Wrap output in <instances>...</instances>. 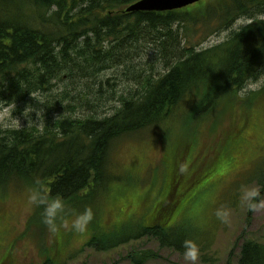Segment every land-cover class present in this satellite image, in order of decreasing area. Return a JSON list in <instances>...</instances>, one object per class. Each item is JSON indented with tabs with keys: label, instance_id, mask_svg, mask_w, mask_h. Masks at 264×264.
<instances>
[{
	"label": "trees",
	"instance_id": "1",
	"mask_svg": "<svg viewBox=\"0 0 264 264\" xmlns=\"http://www.w3.org/2000/svg\"><path fill=\"white\" fill-rule=\"evenodd\" d=\"M136 1L0 0V101L30 103L31 93L48 94L65 76L73 78L71 82L78 77L95 82L103 72L119 67L139 88L136 94L119 96L121 104L110 116L99 117L93 108L90 114H81L79 106L59 104L54 110L60 119L49 117L42 130L34 126L0 130L1 190L25 185L49 198L59 195L66 205L62 216L67 219L89 206L96 209L92 197L114 179L109 162L118 141L164 127L179 112L190 117L188 123L197 124L227 110L234 114L239 109L249 117L256 102L264 100V85L240 96L264 71V20L258 19L264 14V0H203L168 12L123 11ZM241 18L251 23L231 31L226 40L206 46L209 38ZM147 40L158 44L161 69L125 68L123 50L130 43ZM94 86L85 84L87 97ZM99 93V99L92 94L91 99L100 101ZM67 95L65 91L63 99ZM55 97H49L46 105ZM258 180L262 198L264 179ZM172 207L166 203L163 211L169 213ZM42 212L38 207L36 215ZM93 221L88 248L106 251L150 237L161 246L183 249L165 240L168 232L156 221L135 235L115 237L109 245L100 246ZM238 247V264H264V243L246 240ZM45 253L42 264H55L48 250ZM156 256L140 249L126 259L144 264Z\"/></svg>",
	"mask_w": 264,
	"mask_h": 264
},
{
	"label": "rangeland",
	"instance_id": "2",
	"mask_svg": "<svg viewBox=\"0 0 264 264\" xmlns=\"http://www.w3.org/2000/svg\"><path fill=\"white\" fill-rule=\"evenodd\" d=\"M248 21L239 19L230 29L209 38L206 46L226 40L231 31L248 25ZM150 42L130 43L123 50L127 60L124 67L149 70L153 66L152 72L159 71L162 66L156 50L158 44ZM124 71L123 67L107 70L95 82L79 77L71 82L73 78L65 76L55 82L48 94L38 93L30 103L16 104L13 115L20 118L23 127H28L22 112L31 104L32 126L40 130L49 117L56 118L54 108L59 104L79 106L77 112L81 114H90L95 109L99 117L110 116L121 104L119 96L136 94L139 90ZM261 77L264 71L246 88ZM87 83H96L91 94L99 99L97 92L101 91L100 101L91 99V94L87 97ZM246 88L242 91L244 95L250 92ZM65 91L69 95L63 99ZM81 95H84L82 100ZM52 96L57 100L51 98V104L46 105ZM35 112H39V119ZM185 117L179 112L164 127L148 128L113 145L109 165L114 179L105 191L101 189L92 197L96 205V209H91L98 245L107 246L115 237L135 235L141 227H150L156 221L166 228V241H173L179 247L186 239L195 241L201 252L199 264H238L237 246L246 240L264 243V212L248 216L249 211L239 203L242 185L260 187L258 178L264 179V100L256 102L249 117L239 109L234 114L227 110L198 124L188 123L190 117ZM182 164L188 166L184 174L180 172ZM30 189L34 188L24 185L0 189V264H42L47 250L55 264H133L126 256L140 249L157 255L144 264H185L184 249L161 246L150 237L134 239L106 251L87 247L93 238L90 225L84 234L59 226L52 237L42 223L41 214L36 215L38 207L28 204ZM166 203L170 207L174 205L169 213L163 211ZM221 208L231 210L228 224L216 217L217 209ZM77 214L72 213L66 220L71 223ZM33 221L35 225L29 228Z\"/></svg>",
	"mask_w": 264,
	"mask_h": 264
},
{
	"label": "clouds",
	"instance_id": "3",
	"mask_svg": "<svg viewBox=\"0 0 264 264\" xmlns=\"http://www.w3.org/2000/svg\"><path fill=\"white\" fill-rule=\"evenodd\" d=\"M53 9H55V5H53ZM258 19L264 20V14L260 15ZM248 23H251V21H248ZM262 84H264V77H261L257 83L249 84L245 91H257ZM240 96L243 98L244 93L242 92ZM31 97L35 99L36 93H31ZM16 110L15 103L0 101V129L10 130L23 127L20 118L13 115ZM33 112L34 110L31 104L27 105L22 112V116L27 121L28 127H31L34 123V120L32 119ZM35 113L39 119V112ZM60 117L61 116H57L55 119L58 120ZM40 127L42 128L43 125L41 124ZM187 171L188 166L186 164L180 165L181 174H184ZM239 203L242 209H246L253 214L264 212V198H261V191L259 187L242 185L240 188ZM28 204L43 208V212L41 213L42 223L46 226L52 237H54L57 233L59 226H62L64 229L69 231L84 234L88 231L89 225L94 219L93 210L89 207L82 213L77 214L72 219L71 223H69V221L63 219L62 216L66 209L63 198L59 195L49 198L38 189L29 190ZM230 216V209L221 208L216 211L217 219L223 224H228L230 222ZM61 220L62 224L58 225L57 222ZM52 242V239H50L49 243L51 244ZM182 247L184 249L183 260L185 264H199L201 252L196 242L186 239L183 241Z\"/></svg>",
	"mask_w": 264,
	"mask_h": 264
},
{
	"label": "water",
	"instance_id": "4",
	"mask_svg": "<svg viewBox=\"0 0 264 264\" xmlns=\"http://www.w3.org/2000/svg\"><path fill=\"white\" fill-rule=\"evenodd\" d=\"M203 0H138L126 9V12H168L180 10Z\"/></svg>",
	"mask_w": 264,
	"mask_h": 264
}]
</instances>
